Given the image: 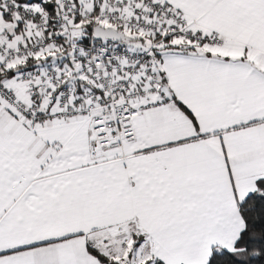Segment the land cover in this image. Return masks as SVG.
<instances>
[{
	"label": "snow or ice",
	"instance_id": "6c2138e0",
	"mask_svg": "<svg viewBox=\"0 0 264 264\" xmlns=\"http://www.w3.org/2000/svg\"><path fill=\"white\" fill-rule=\"evenodd\" d=\"M0 264H264V0H0Z\"/></svg>",
	"mask_w": 264,
	"mask_h": 264
}]
</instances>
